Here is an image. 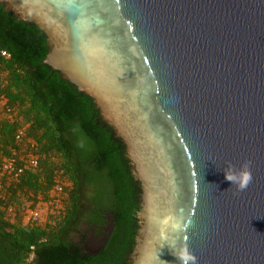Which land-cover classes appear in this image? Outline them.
<instances>
[{
	"label": "water",
	"instance_id": "1",
	"mask_svg": "<svg viewBox=\"0 0 264 264\" xmlns=\"http://www.w3.org/2000/svg\"><path fill=\"white\" fill-rule=\"evenodd\" d=\"M65 129L78 210L35 264H264V0H0ZM251 161L242 192L229 163ZM19 247L0 231V264Z\"/></svg>",
	"mask_w": 264,
	"mask_h": 264
},
{
	"label": "trees",
	"instance_id": "2",
	"mask_svg": "<svg viewBox=\"0 0 264 264\" xmlns=\"http://www.w3.org/2000/svg\"><path fill=\"white\" fill-rule=\"evenodd\" d=\"M0 47L11 55L8 60L0 57V71L7 72V83L1 87L0 81V97L6 98L7 106L14 112L11 119L0 116V167L10 149L15 147L21 152L23 146L15 144V134L23 127L26 136L34 141L39 158L38 167L25 170L17 180L7 181L0 176V182L8 196L7 201H0V231L19 247L15 264H26L31 252L29 247L35 245L31 262L35 264L38 247L62 238L77 213L80 176L74 148L65 129L43 98L10 37L2 30ZM56 180L66 183V200L61 216L53 219L52 223L44 227L24 225L18 218L13 220L10 214L7 215L6 206L18 204L22 197L35 201L42 195L43 199H47ZM41 238L45 242L39 243Z\"/></svg>",
	"mask_w": 264,
	"mask_h": 264
},
{
	"label": "built area",
	"instance_id": "3",
	"mask_svg": "<svg viewBox=\"0 0 264 264\" xmlns=\"http://www.w3.org/2000/svg\"><path fill=\"white\" fill-rule=\"evenodd\" d=\"M0 57L8 60L11 55L6 50L0 47ZM7 72L0 71L1 87L7 83ZM0 116L11 119L14 116L12 109L7 106V100L3 96L0 97ZM25 141V142H23ZM25 143V144H21ZM15 144L23 146L21 152L17 149H10V153L3 158L0 167V176L7 181L17 180L25 170H34L39 165V158L35 152L34 141H32L25 133V127L19 128L15 134ZM66 183H61L56 180L48 192L47 199L40 196L36 200H30L27 197H22L18 204L7 205L6 213L10 214L13 220L15 218L24 225H34L44 227L52 223L53 219L60 217L64 211L66 200L65 192ZM8 196L3 189V184L0 182V201H7ZM1 208V204H0ZM45 242L44 238L39 240V243ZM30 255L26 260V264H31L35 250V245H30Z\"/></svg>",
	"mask_w": 264,
	"mask_h": 264
},
{
	"label": "clouds",
	"instance_id": "4",
	"mask_svg": "<svg viewBox=\"0 0 264 264\" xmlns=\"http://www.w3.org/2000/svg\"><path fill=\"white\" fill-rule=\"evenodd\" d=\"M252 162L246 161L240 166L239 169L235 165L229 163L225 171V179L230 181L232 185L236 186L237 192H242L248 188L253 180L251 172ZM180 264H196L197 258L195 255L191 254L187 247H185L178 257Z\"/></svg>",
	"mask_w": 264,
	"mask_h": 264
},
{
	"label": "rangeland",
	"instance_id": "5",
	"mask_svg": "<svg viewBox=\"0 0 264 264\" xmlns=\"http://www.w3.org/2000/svg\"><path fill=\"white\" fill-rule=\"evenodd\" d=\"M40 197L42 198V195H40Z\"/></svg>",
	"mask_w": 264,
	"mask_h": 264
}]
</instances>
